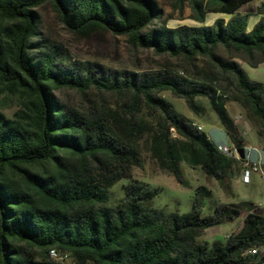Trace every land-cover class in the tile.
Masks as SVG:
<instances>
[{
    "label": "trees",
    "instance_id": "obj_1",
    "mask_svg": "<svg viewBox=\"0 0 264 264\" xmlns=\"http://www.w3.org/2000/svg\"><path fill=\"white\" fill-rule=\"evenodd\" d=\"M169 1L180 14L187 7L198 24L209 14L229 18L171 29L153 26L162 15L156 0H0V264H53L50 250L69 255L74 264H259L242 257L245 249L264 245V216L251 203H243L248 209L242 226L225 242H198L203 231L239 216L240 205H219L202 216L198 199L207 192L200 187L188 213L154 210L156 191L132 181V169L141 167L134 126L118 119L109 124L55 97L60 89L129 94L133 108L143 103L159 114L154 151L177 183L183 180L178 150L168 143L170 129L184 140L187 163L223 184L238 162L157 97L169 91L190 107L195 96L207 97L227 142L242 151L243 139L215 88L166 72L97 77L89 65H63L56 50L39 39L37 9L49 4L71 33L103 30L156 55L186 63L206 59L213 79L233 88V100L257 118L264 137V87L250 81L238 63H264V0ZM253 1L261 18L248 31L250 13L239 10ZM122 179L130 183L119 204L100 206Z\"/></svg>",
    "mask_w": 264,
    "mask_h": 264
},
{
    "label": "rangeland",
    "instance_id": "obj_2",
    "mask_svg": "<svg viewBox=\"0 0 264 264\" xmlns=\"http://www.w3.org/2000/svg\"><path fill=\"white\" fill-rule=\"evenodd\" d=\"M162 15L153 21V26H165L177 28L180 26L200 27L210 26L216 19H227L221 14H209L204 24H198L190 19V11L185 7L180 14L173 11L169 0H156ZM258 2H252L244 6L240 12L255 11ZM37 12L39 21V39L47 46L56 50L65 66L84 68L86 65L92 71H97L96 76L116 77L122 79L123 75H153L156 73H169L180 79L193 84L211 85L223 96L227 114L232 119L245 147H257L264 145V137L259 135L260 124L256 117L250 116L239 103L233 100V88L225 81L213 79L206 59H196L192 63H186L180 58L167 55H156L152 50L133 48L124 37L113 36L103 31L95 30L84 34L69 32L56 18L49 4H45ZM254 17H248L247 24L250 30L253 28ZM241 63V69L250 81L264 85V63L256 68H250ZM182 73L183 75H181ZM56 99L66 107L80 113L93 111L100 119L113 124L116 119L122 123L130 122L137 131L136 142L141 157V167L132 169V181L143 183L149 190H155L156 195L152 200L151 207L164 213H188L196 189L202 187L207 194L198 199L202 216L213 213L219 205H240L239 216L225 220L218 226L203 231L196 240L200 243L212 244L223 243L228 237L234 235L242 226L243 218L248 208L242 206L245 201L256 202L264 209V183L259 174H253L248 184L234 183L240 178V167L237 163L227 172L223 184L206 176L199 167L191 166L186 161L181 143L184 140L177 136L175 131H168V143L175 144V150L179 154V167L183 183L175 181L170 172L160 165L153 141L158 133L159 114L151 113L143 103L136 108L132 107L129 94L117 95L103 89L90 88L85 94L76 90L60 89L55 92ZM168 103L171 109L187 119L190 124L194 123L202 128L211 141L224 140V132L218 122L215 112L212 110L208 98L195 96L190 107L184 98L174 96L169 91L157 94ZM14 108L5 110L6 116L10 117ZM213 135V136H212ZM130 180L122 179L109 190V199L102 207L113 208L123 198V187ZM258 259L249 262L257 263ZM53 263V262H51ZM55 264V263H53ZM68 264H74L70 261Z\"/></svg>",
    "mask_w": 264,
    "mask_h": 264
},
{
    "label": "built area",
    "instance_id": "obj_3",
    "mask_svg": "<svg viewBox=\"0 0 264 264\" xmlns=\"http://www.w3.org/2000/svg\"><path fill=\"white\" fill-rule=\"evenodd\" d=\"M180 74L183 75L182 73ZM191 126L198 131H202V128L194 123H192ZM170 130L173 131V129ZM217 150L238 162L240 167V181L242 183L248 184L253 174H259L261 181L264 183L263 164L260 159H253L251 157V153L256 152L255 149L245 147L241 151V154H239L240 150H237L232 144L227 142L226 145H218ZM242 257L246 259H258L257 262H259V264H264V245L252 246L245 249L242 253ZM48 260L55 264H68L71 258L67 254H65V256H57V252H54L48 254Z\"/></svg>",
    "mask_w": 264,
    "mask_h": 264
},
{
    "label": "crops",
    "instance_id": "obj_4",
    "mask_svg": "<svg viewBox=\"0 0 264 264\" xmlns=\"http://www.w3.org/2000/svg\"><path fill=\"white\" fill-rule=\"evenodd\" d=\"M253 2H258V1H253ZM251 3H252V2H251ZM258 3H259V2H258ZM249 4H250V3H249ZM241 9H242V8H241ZM241 9H240V10H241ZM240 10H239V13H240V14H243V13L247 12V11H245V12L241 13ZM248 12H249V11H248ZM249 13H250V15H249L248 17H254L253 23L256 24V23L260 20L261 17H260L259 15H257L255 11H252V12H249ZM213 15H215V14H213ZM223 16H224V15H223ZM226 17H227V16H226ZM222 18H223V17H222ZM228 18H229V17H227V19H224V20L227 21ZM255 24H254V25H255ZM247 26H248V24H247ZM247 30L250 31V28L247 27ZM239 65H240V67H241V63H239ZM262 85H263V84H262ZM263 87H264V85H263ZM212 136H213V135H212ZM207 137H208V136H207ZM208 138H209V137H208ZM223 139H224V140L221 139L220 141H216L215 143H216L217 145H226V144H227V140H226L225 135H224V138H223ZM246 148H247V147H246ZM249 148H253V149L256 150V152H252V153H251V157H252L253 159H260L261 162H262V164H263V169H264V145H260L259 149H258L257 147H253V146H250ZM238 183H241L240 178L238 179L237 183H236V182L234 183V187H235V185L238 184ZM245 203H251V204L254 206V208L257 210V212H258L259 214H261L262 216H264V209L260 208L256 202L245 201Z\"/></svg>",
    "mask_w": 264,
    "mask_h": 264
},
{
    "label": "bare ground",
    "instance_id": "obj_5",
    "mask_svg": "<svg viewBox=\"0 0 264 264\" xmlns=\"http://www.w3.org/2000/svg\"><path fill=\"white\" fill-rule=\"evenodd\" d=\"M54 252H56L55 250H50L49 251V254H52V253H54ZM57 256H65V255H63V254H59L58 252H57Z\"/></svg>",
    "mask_w": 264,
    "mask_h": 264
},
{
    "label": "water",
    "instance_id": "obj_6",
    "mask_svg": "<svg viewBox=\"0 0 264 264\" xmlns=\"http://www.w3.org/2000/svg\"><path fill=\"white\" fill-rule=\"evenodd\" d=\"M239 154H241V151L239 152Z\"/></svg>",
    "mask_w": 264,
    "mask_h": 264
}]
</instances>
